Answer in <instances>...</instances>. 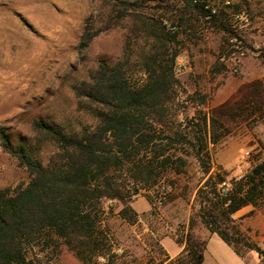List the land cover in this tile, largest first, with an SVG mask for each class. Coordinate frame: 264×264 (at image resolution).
Masks as SVG:
<instances>
[{
  "label": "trees",
  "instance_id": "1",
  "mask_svg": "<svg viewBox=\"0 0 264 264\" xmlns=\"http://www.w3.org/2000/svg\"><path fill=\"white\" fill-rule=\"evenodd\" d=\"M99 1L101 26L94 16L87 21L80 51L87 52L104 33L121 28L125 34L121 59L99 62L89 80L75 86L78 109L95 125L73 134L48 120H36L34 130L58 148L48 166L27 144L14 143L7 129L0 128V147L31 176L14 190L0 189V264H35L33 250L60 246L83 264H121L102 228L105 204L121 203V217L134 224L137 214L130 203L142 191L157 196L168 173H183L187 148L196 150L205 174L211 171L208 136L218 143L221 126L197 109L205 98L189 94L177 67L182 35L193 37L201 23L236 35L228 12L213 13V0ZM227 3L240 13V4ZM224 182L229 185L226 194ZM262 202L264 162L231 182L220 175L210 178L197 193L188 230L175 237L182 253L174 259L166 254L158 264H204L208 239L195 235L198 225L238 256H243L242 249L260 251L233 216Z\"/></svg>",
  "mask_w": 264,
  "mask_h": 264
},
{
  "label": "rangeland",
  "instance_id": "2",
  "mask_svg": "<svg viewBox=\"0 0 264 264\" xmlns=\"http://www.w3.org/2000/svg\"><path fill=\"white\" fill-rule=\"evenodd\" d=\"M227 1L213 0L212 5L228 12L236 35L201 23L193 37L182 35L177 67L189 94L205 98L197 109L221 126L218 143L208 136L211 171L205 174L196 150L187 148L183 173L170 172L164 179L172 189L162 206L153 191H142L130 203L137 214L131 224L120 215L121 203L105 204L102 228L121 264H158L166 254L178 257L183 247L175 237L188 230L199 189L216 175L231 182L264 162V0H230L241 5L240 13L227 8ZM101 5L99 0H0V128L7 129L14 143L27 144L45 166L58 148L34 130V122L48 120L73 134L94 126L78 109L75 86L89 80L99 62L115 63L122 57L121 28L96 38L87 52L79 49L87 21L94 16L101 26ZM30 181L29 172L0 147V189L14 190ZM233 218L260 251L242 249L243 256H238L198 225L195 235L208 239L204 264H264V202ZM30 258L35 264H83L64 246L38 247Z\"/></svg>",
  "mask_w": 264,
  "mask_h": 264
},
{
  "label": "built area",
  "instance_id": "3",
  "mask_svg": "<svg viewBox=\"0 0 264 264\" xmlns=\"http://www.w3.org/2000/svg\"><path fill=\"white\" fill-rule=\"evenodd\" d=\"M213 13H216V10H213ZM221 187L223 188V192L226 194L229 189V185L224 182L222 183ZM172 187L169 184L162 183L158 188H157V196L155 198L156 204L159 206H162L164 204V201L166 199V195L171 191Z\"/></svg>",
  "mask_w": 264,
  "mask_h": 264
},
{
  "label": "crops",
  "instance_id": "4",
  "mask_svg": "<svg viewBox=\"0 0 264 264\" xmlns=\"http://www.w3.org/2000/svg\"><path fill=\"white\" fill-rule=\"evenodd\" d=\"M181 251H182V250H179V251L176 253V255H174V256L179 255V254L181 253ZM172 259H173V257H172Z\"/></svg>",
  "mask_w": 264,
  "mask_h": 264
}]
</instances>
